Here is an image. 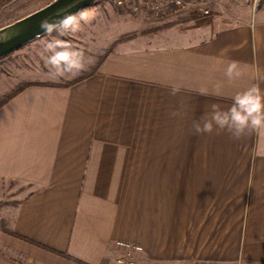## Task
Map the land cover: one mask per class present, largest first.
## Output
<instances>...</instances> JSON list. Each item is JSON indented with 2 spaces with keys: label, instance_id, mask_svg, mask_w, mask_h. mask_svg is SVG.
Listing matches in <instances>:
<instances>
[{
  "label": "crops",
  "instance_id": "obj_1",
  "mask_svg": "<svg viewBox=\"0 0 264 264\" xmlns=\"http://www.w3.org/2000/svg\"><path fill=\"white\" fill-rule=\"evenodd\" d=\"M256 17L113 49L86 79L29 86L0 107V191L27 189L0 216V264H115L116 242L155 264H264V136L192 131L253 83L254 60L264 67V7ZM232 61L245 75L229 83Z\"/></svg>",
  "mask_w": 264,
  "mask_h": 264
},
{
  "label": "rangeland",
  "instance_id": "obj_2",
  "mask_svg": "<svg viewBox=\"0 0 264 264\" xmlns=\"http://www.w3.org/2000/svg\"><path fill=\"white\" fill-rule=\"evenodd\" d=\"M49 1L52 0H15L1 9L0 28L45 6ZM123 2L120 6L116 0H98L82 9L79 12H87L93 18L91 24L85 25L77 34L62 37L70 40L85 54L86 68L75 77L56 78L49 73L40 55L45 42L51 39L47 35L0 60V102L28 83L63 85L81 78L91 72L99 57L108 48L113 50L122 46L143 47L207 39L217 29L248 20L251 8V0H189L191 5L184 8L169 6L164 13L155 14L146 10L133 12L130 7L133 4L140 5L138 0ZM199 6L208 8L209 15L201 16L196 10ZM262 7L264 0H261L259 9ZM186 19L190 20L184 21ZM154 29L156 30L153 32ZM88 60L91 63H87ZM26 190L17 184L2 185L0 216L12 215L15 198ZM137 264L155 263L145 262L141 257Z\"/></svg>",
  "mask_w": 264,
  "mask_h": 264
},
{
  "label": "clouds",
  "instance_id": "obj_3",
  "mask_svg": "<svg viewBox=\"0 0 264 264\" xmlns=\"http://www.w3.org/2000/svg\"><path fill=\"white\" fill-rule=\"evenodd\" d=\"M261 0H251L248 26L255 27L258 23L256 11L259 9ZM92 17L87 12L76 14H66L58 19L41 21L42 31L51 39L45 42L40 52L45 66L49 73L56 78L75 77L86 68L85 54L82 49L74 46L70 40L62 37L77 34L83 30L85 25L92 22ZM56 33V36H53ZM2 39V38H0ZM87 63H91L90 60ZM251 79L253 83L240 91L235 92L230 97L231 105L226 110H222L219 105L213 104L211 112L195 120L192 125L194 135L210 134L214 130L226 131L232 139L240 140L249 135L264 136V67L258 62H253L250 66ZM245 75L244 70L238 62L232 61L227 64L224 71L226 80L231 83L239 80ZM223 82L217 83L213 95L220 96ZM181 92V87L173 85L170 88V95L176 96ZM199 95H209L205 88L198 90ZM185 105L180 103L176 111L170 113L171 116L183 115Z\"/></svg>",
  "mask_w": 264,
  "mask_h": 264
},
{
  "label": "water",
  "instance_id": "obj_4",
  "mask_svg": "<svg viewBox=\"0 0 264 264\" xmlns=\"http://www.w3.org/2000/svg\"><path fill=\"white\" fill-rule=\"evenodd\" d=\"M98 0H52L45 6L0 28V60L14 51L46 35L41 27L44 19L55 20L76 14Z\"/></svg>",
  "mask_w": 264,
  "mask_h": 264
},
{
  "label": "built area",
  "instance_id": "obj_5",
  "mask_svg": "<svg viewBox=\"0 0 264 264\" xmlns=\"http://www.w3.org/2000/svg\"><path fill=\"white\" fill-rule=\"evenodd\" d=\"M140 5L133 4L130 9L133 12L140 13L142 10H146L148 12L164 13L165 10L170 6L176 9L184 8L188 5H191L189 0H138ZM117 5H123V0H116ZM197 12L201 16L209 15L210 10L208 8L197 7ZM115 246L118 248L120 253L116 255L114 262L115 264H137L139 255L142 253V248L138 245H134L127 242H116ZM194 264H218L215 261L208 260H197L193 262ZM235 264V263H234Z\"/></svg>",
  "mask_w": 264,
  "mask_h": 264
},
{
  "label": "trees",
  "instance_id": "obj_6",
  "mask_svg": "<svg viewBox=\"0 0 264 264\" xmlns=\"http://www.w3.org/2000/svg\"><path fill=\"white\" fill-rule=\"evenodd\" d=\"M14 1H15V0H0V11H1V9H3L4 7H6L7 5L13 3ZM49 2H50V1H49ZM188 20H190V19H186V20H184V21H188ZM170 27H171V26H170ZM161 29H162V28H161ZM155 30H156V29H154V30H152V31L154 32ZM157 30H158V28H157ZM111 51H112V49L108 48V49L104 52V54L101 55V56L99 57V59L97 60V62H96L95 65L93 66L91 72L88 73V74H86V75H83L81 78H78V79H76V80H74V81H72V82H70V83H65V84H63V85L41 84V83H28V84H25V85H23V86L17 88L16 90H14V91H13L11 94H9L7 97H5V99H3V100L0 102V107H2L4 104H6L8 101H10L14 96H16V95L19 94L21 91H23L26 87H29V86L69 87V86H71V85H73V84H75V83H77V82H79V81H82V80L86 79L87 77L93 75V74L97 71L99 65L102 63V61H103L104 58L107 56V54L110 53ZM2 230L5 231L6 233L10 234V235H13L11 231H9V230H7V229H5V228H3V227H2ZM62 257L66 258V259H68V260H70V261L76 262V263H78V264H81V263H79V262H77V261H75V260L69 258V257L66 256V255H62ZM104 264H105V263H104Z\"/></svg>",
  "mask_w": 264,
  "mask_h": 264
}]
</instances>
